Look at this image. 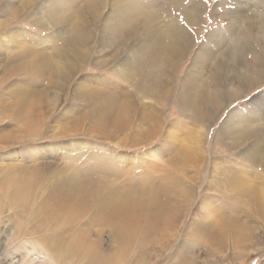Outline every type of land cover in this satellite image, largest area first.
Listing matches in <instances>:
<instances>
[{"label": "bare ground", "instance_id": "bare-ground-1", "mask_svg": "<svg viewBox=\"0 0 264 264\" xmlns=\"http://www.w3.org/2000/svg\"><path fill=\"white\" fill-rule=\"evenodd\" d=\"M17 1L20 6L15 5L16 0H0V12L5 13L0 31L22 27L21 32L14 33L25 40L24 44L12 43L17 39L12 33L9 44L3 43V47L8 45L0 50L8 51L2 58L7 63L3 62L0 78V146L18 143L28 151L13 156H18L15 165L0 166V199L10 206L0 204V209H15L11 214L12 237L28 239L35 234L33 238L38 236L48 244L55 258L72 256L85 264H123L124 251L133 246L144 254L154 238L162 244V251L178 241L179 233L185 230L181 217L184 211L190 212L199 188L202 197L198 206L207 210L194 213V232H186L187 239L202 236L209 243L213 239L220 242L230 234L234 244L240 245L252 234L240 216H256L264 223V96L249 98L242 105L244 112L233 109L217 130L232 151H240L244 161L216 163L207 158L204 147L205 125L228 102L255 89L264 79V7L249 4L250 13L242 8L233 12L231 26L206 33L205 43L198 47L185 76L177 81L181 62L195 46L193 36L201 33L200 3L163 0L169 3L164 6L157 0ZM25 15L34 18L27 19L28 26L21 24ZM53 27L54 31L47 32ZM97 45L106 50L107 58L91 61ZM111 63L116 75L131 78L129 84L119 86L103 75ZM91 64L101 71L95 75L85 72ZM21 75L29 76L19 80L20 86L6 84ZM39 76H46L40 84ZM176 90L181 114L195 127L187 128L193 129L191 137L180 148L173 145L182 139L180 123L166 122L160 114L161 106L174 98ZM69 100L82 109L73 106V118L64 125L67 127L62 126L59 133L64 130L65 134L60 135L83 131L113 140L111 144L120 148L131 140L132 147L128 148L133 149L152 146L156 137L164 140L153 150L138 153L136 160L130 155L104 156L107 149L83 152L82 148L86 159L66 160L68 163L60 168L50 162L44 164L43 150L34 146L45 137L44 127L52 126L58 102ZM247 128L254 131L246 132ZM168 147L176 148V154ZM3 155L0 153V160L7 157ZM143 160L148 163L142 165ZM160 160L163 164L157 162ZM134 161L143 166V172L134 171ZM177 164L181 166L172 173ZM191 164L202 167V175L185 174ZM46 170L49 188L43 186ZM217 195L231 206L212 205ZM236 198L240 200L237 203ZM227 208L232 220L214 222L218 216L214 212ZM226 223L230 226L222 228ZM44 230L47 234L40 236ZM184 239V246L175 252L181 258L178 264L191 260L190 242ZM58 242L64 243L62 248Z\"/></svg>", "mask_w": 264, "mask_h": 264}, {"label": "rangeland", "instance_id": "rangeland-1", "mask_svg": "<svg viewBox=\"0 0 264 264\" xmlns=\"http://www.w3.org/2000/svg\"><path fill=\"white\" fill-rule=\"evenodd\" d=\"M138 1L151 2L152 0H138ZM161 1H163V0H159V1L157 0L158 3L160 2V4L162 3V5L165 4L166 6H169L168 5L169 3H166L165 1H163L164 2L163 3ZM192 1H196L202 5L203 14H202L201 33L198 34L199 36H197V35L193 36L195 46H193L191 48L190 54L186 57V59H184L181 62L180 67L178 69V73H177V77H178L177 81H180L182 79L183 75L185 76V72L189 68V66L193 60V56L195 54H198L197 53L198 47L202 43H205L206 33L210 32L212 30H221V29H225L227 26H231L234 23V21H233L234 16L232 15L233 12L238 11L242 8L244 11H247L250 13L251 12L250 8H252V6L250 7L249 4H251V5H252V3L253 4H259L262 7H264V0H207V3H205V0H192ZM19 2L20 1L16 0L15 5L20 6ZM45 2H46V0H43L42 3L46 4ZM248 8L250 10H248ZM247 12H246V14H248ZM4 15H5V13L2 14L0 12V24L2 22H4V19H5ZM27 16H30V15H25V16H23V18H21L22 19L21 24H23L25 26H28L25 24V22H28L27 19L29 21H31L33 19V21H34V18L27 17ZM29 28L31 30H35L34 27H28L27 29H29ZM55 28L56 27H53L52 29L47 30V32H51L52 30L54 31ZM22 30H23L22 27H19V26L12 27L11 26L10 28H8L4 31L3 30L0 31V50L3 51L4 47H6L9 44L10 34L13 33L15 35L14 32H21ZM31 30H28V32L31 33L32 35L36 36V34L34 32H32ZM41 32H39V33L41 34ZM97 34H98V32H97ZM252 37H253V35H252ZM17 39H20V40L16 41ZM17 39H13L12 43H14V44H19V43L24 44L25 43L24 39H22L20 37H17ZM97 39H98V36H97ZM5 42H7L8 44L3 47L2 44ZM105 51L106 50L104 48L99 47L98 45L95 46L93 48V56L90 58L91 61L106 59L107 54H104ZM7 53H8V51H6L4 53H2L0 51V62H1V64H0V78H3V75H2L3 71L2 70L4 69V67H2V66H4L3 62H6V60L4 61V59H2V58H4V55ZM130 54H131V52H130ZM119 62H120V60H118L117 63L115 62V65L117 64V66H118ZM115 65H114V63H111L108 65L107 68H104L103 69L104 70L103 75L105 74L104 76H106L109 81L114 82L115 84L118 83L119 86H121V84H122V87H124V85L129 84V82L131 81V78L124 80L123 78L120 77L119 74L116 75L117 71L115 69ZM100 71L101 70H97V67L93 66L92 64L86 66V68H85V72H89V74H93V75L98 74L97 72H100ZM26 76H29V75H21L20 77L19 76H13L12 78H10L6 82V84H9L11 88H15L17 86H20L19 80L20 79L23 80V78ZM86 77L88 78V76H86ZM33 78H36V77L33 76ZM45 78H46V76L37 77L39 84H40V80H43ZM74 79L77 80L78 77H74L73 80ZM73 80L70 82L71 86L73 85L72 84ZM46 81L47 80L42 81V84L46 83ZM125 87H127V86H125ZM177 90L175 91L174 98L171 97L170 99H168L167 102L164 104L165 106H163V108L161 106L160 114L162 116L166 117V120H165L166 122H173L175 120V122L180 123V127H181L180 129L181 130H179V137H182V139L178 143L173 144L174 146L176 145V147L179 146V148H180V145L182 143L184 146L187 144L186 139L191 137V135H189V133L195 127L188 121V120H190V118L187 116L185 117V115H182L180 112L178 98L176 96L179 91H177ZM71 91L72 90L69 91L70 96H71ZM48 95H50V93H48ZM255 95H258V97L260 99H261L260 96H262V98H263V96H264V79L259 84V86L256 87L255 89H252L251 91L246 92L243 96L241 95V97L238 98L237 100H232V101L228 102L227 105L228 104L229 105L225 109H223V111L221 109V111L216 116H214L205 125V127H207V135H206V139L204 142V147L206 149L205 152L208 151V154L206 152V156L208 159L211 158V160L216 162V163H220L222 161L223 162H225V161L240 162L241 159H242V161H244V159L241 158L242 155L239 154L240 151H239V153H237V152L235 153V151H232V148H230V146L228 145L227 140L223 139L224 135L221 136V134H219V132L217 130L224 123V119L226 118L228 113L231 112L233 109L240 110L241 112L246 111V109H244V107L242 105L249 98H251ZM256 102L259 103V100H257ZM58 104L60 106L56 109V111L53 114V117L51 118L50 125H52V126L49 127V125H48V126L44 127V131H43L44 133L43 134L45 135V137L40 140V143L37 144L38 146H34V147H38L41 150H43L42 151L43 152L42 157L44 158L43 159L44 164L46 163L48 165V162H50L56 168H60L64 165V163H68V162H66V160L74 161V158H75L77 161H80L82 159H86V158H88L87 155L81 154L82 148H83V152L86 151L85 149H89L90 151L91 150L96 151V150H103V149L106 150L107 149V151L105 152L106 155H104V156L113 157L115 155V156H119V157H125V156L130 155L132 159L136 160V155L138 153H139L138 155H140L144 152H147L148 150L151 151L155 148L154 146H156V145L158 146V144H161L164 140L163 137L162 138L156 137L152 141L153 143L151 142L153 144L152 146H149V147L144 148V149L143 148L133 149V148H128V147H132L130 144L131 140L124 141L126 146H124V148L123 147L120 148V147L115 146L114 144H113L114 146L111 144V142L113 140H109L106 138L105 139H103V138L99 139V137L92 136L93 134L87 135V133L83 132V131L82 132L76 131V133H74V132L68 133L71 136L60 135V134H65V133H62V132H64V130L61 133H59L60 129L63 127L64 128L67 127L64 125L68 124L70 119L73 118V116H72L73 112L71 111L73 106H75L76 108L82 109V105L79 106V104H73V103H71L70 100L67 102L59 101ZM254 107L256 108V106H254ZM181 117H182V119H181ZM177 120H179V121H177ZM0 121H1V119H0ZM15 126L16 125L10 126V127L14 128ZM192 126H193L192 130L187 129L188 127L191 128ZM168 127H170V125H168ZM204 130H205L204 126L200 127V131L202 134H203V132H205ZM54 131H55V133H54ZM164 131H165V129H164ZM164 131H163V133H164ZM253 131L254 130H249L248 128L246 129V132H249V133H252ZM49 134H52V135H49ZM50 136H52V137H50ZM183 138H184V140H183ZM202 145H203V142H202ZM119 146H123V145H119ZM22 147H23L22 145L18 146V143H16V144L10 143L7 145L0 146V153L4 154L3 157L7 156L5 158H2V160H0V162L2 161L0 166H3V164L15 165L16 161L18 159V156L17 157H13V156H15L17 153H27L28 152L26 150H23ZM28 150H32V149H28ZM167 150L172 151V154H176V148H174V150H173V148L168 147ZM242 151H241V153H242ZM93 154L97 155L98 157H102V154H100L98 152H93ZM76 156H77V158H76ZM147 157H149V159H153L150 156H147ZM147 157H145V158L148 159ZM164 157H166V156H164ZM111 160H112V158H111ZM145 160L142 161V165H145V163H148V160L147 161H145ZM157 162H159V163L161 162V164H163L161 160L157 161ZM245 164L248 165V161H246ZM133 166H134V168H133L134 171L141 170V172H143L142 170H144L143 166L140 167L138 165V163H135V161L133 162L131 167H133ZM177 166H178V164L176 166H174V168L176 170H172V173H176L178 171ZM180 166H178V168ZM188 167L189 168H187L185 170L187 172L185 174L192 176V177L197 176L198 174L202 175V173L204 172L202 167L193 166V164H191ZM249 168H250V166H249ZM163 172L164 171H162V173ZM46 173H47V175H46L47 180H44L43 186H48L49 182H50V181H48L49 171L46 170ZM178 175L180 176L181 173L177 174V176ZM184 184L180 185V187L185 191L184 187L186 185H184ZM48 188H49V186H48ZM201 191H202L201 188H199L198 192H200V193L197 192V194L196 193L194 194V199H193L191 208H189L190 212L184 211V214L182 216L183 218L181 217L180 224L185 225L184 226L185 230L182 229V231L179 233L180 235H179L178 241L174 242V244L171 246L164 247V250L162 251L161 250L162 244H160L159 240H156V238H154V241H152L151 244L148 245V247H147L148 250L144 254H140L137 250V247L133 246L132 248H130L126 252L124 251V254L122 256V263L123 264H178L180 262L181 258H178L176 256L175 252L181 246L182 247L184 246L182 241L185 238L184 241H186V243L190 242L189 246H191V249H189V254H188L190 257L189 259H191V260L187 261V262H189L188 264H190L191 262H192V264H264V223L257 220L256 216H253V219H252V217L251 218L249 217V219H247L244 216L243 217L240 216V218L242 220L244 219L246 221V225L250 228V229L248 228L247 231L250 230V232H252L251 236H247L243 240V243L240 245L234 244L233 237L230 234H226L224 236L223 241L216 242L217 239H215V240L213 239L210 243L205 239V237H202V236H200L199 238H192V239H187L185 237L184 234L186 232L187 233L188 232H194V231H191V230H193L192 228H194V226L191 227V225L193 224L192 221L195 219L194 213L198 212L199 209H200V211H199L200 214L205 213L207 210V207H204V206L199 207L201 204L199 202H200V199L202 197V196H200ZM207 193H209V192L207 191ZM224 193H225V191H224ZM214 194H216V193H214ZM214 199H216L217 201L211 203L212 205L215 204L216 206H222V205L223 206H225V205L231 206L230 203H224L223 198L218 196V195L214 196ZM239 201L240 200H238L236 198V203ZM204 203H208V202L206 200H204ZM236 203L234 204L235 207L239 208V205L236 206ZM0 204H3L6 207H10L4 203V200H1V199H0ZM197 206H198V209L195 210V208ZM6 207H4L3 209L2 208L0 209V213H1L0 214V264H85L83 261L79 262V260H77L76 258H74L72 256H64V257H60V258H55V256L53 255V252L50 250L48 244L46 245L44 243V241L42 242L40 240V237H38V236H36L37 238H33V236L35 234L31 235V236L28 235L27 236L28 239L25 237H21V236L18 238L12 237L14 227H13V223H12L11 214L14 213L15 209H8V211L7 210L5 211ZM212 208H213V206H212ZM209 209H210V206H209ZM230 211L231 210H229V208L223 209L222 211H218V212L213 211L218 216L214 220H213V218H209V221H212V220L214 222L215 221L218 222L221 220H223V222L230 221V220H232L231 216L229 214ZM219 213L221 215H219ZM212 214L210 215V217L213 216ZM250 220H252V221H250ZM209 221H207L206 223H208ZM188 223H189V225H187ZM228 226H230V224L226 223V225H224V227H222V228H227ZM186 227H187V229H186ZM44 234H47V230H44L43 232H41L40 236H42ZM104 242H105V237H104ZM58 243H59V246H61L60 248H62L64 243H60V242H58ZM257 256H259V257H257Z\"/></svg>", "mask_w": 264, "mask_h": 264}, {"label": "snow or ice", "instance_id": "snow-or-ice-1", "mask_svg": "<svg viewBox=\"0 0 264 264\" xmlns=\"http://www.w3.org/2000/svg\"><path fill=\"white\" fill-rule=\"evenodd\" d=\"M205 3H207V0H205Z\"/></svg>", "mask_w": 264, "mask_h": 264}]
</instances>
